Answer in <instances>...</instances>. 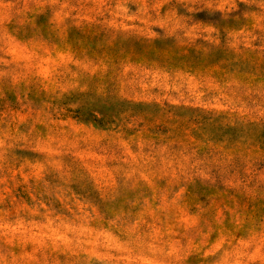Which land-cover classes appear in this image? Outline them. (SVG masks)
Listing matches in <instances>:
<instances>
[{"label": "rangeland", "instance_id": "rangeland-1", "mask_svg": "<svg viewBox=\"0 0 264 264\" xmlns=\"http://www.w3.org/2000/svg\"><path fill=\"white\" fill-rule=\"evenodd\" d=\"M0 264H264V0H0Z\"/></svg>", "mask_w": 264, "mask_h": 264}]
</instances>
